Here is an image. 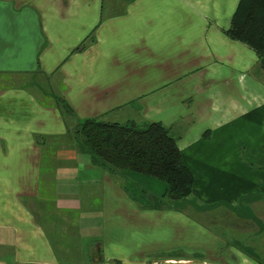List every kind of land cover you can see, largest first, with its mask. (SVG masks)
Wrapping results in <instances>:
<instances>
[{
  "label": "crops",
  "instance_id": "1",
  "mask_svg": "<svg viewBox=\"0 0 264 264\" xmlns=\"http://www.w3.org/2000/svg\"><path fill=\"white\" fill-rule=\"evenodd\" d=\"M240 1L0 0V264H161L202 237L224 249L190 216L140 207L134 174L95 165L75 132L87 119L161 123L191 201L216 190L259 208L264 58L228 35ZM74 237L80 262L59 255Z\"/></svg>",
  "mask_w": 264,
  "mask_h": 264
},
{
  "label": "trees",
  "instance_id": "2",
  "mask_svg": "<svg viewBox=\"0 0 264 264\" xmlns=\"http://www.w3.org/2000/svg\"><path fill=\"white\" fill-rule=\"evenodd\" d=\"M228 35L264 58V0H241ZM67 112L71 109L67 108ZM75 133L78 147L110 174H141L166 184L156 203L143 202L140 207L165 209L172 202H187L193 197L194 177L184 165L177 139L163 124L151 122L141 126L135 122L87 119Z\"/></svg>",
  "mask_w": 264,
  "mask_h": 264
},
{
  "label": "rangeland",
  "instance_id": "3",
  "mask_svg": "<svg viewBox=\"0 0 264 264\" xmlns=\"http://www.w3.org/2000/svg\"><path fill=\"white\" fill-rule=\"evenodd\" d=\"M17 79H15L16 84L26 83L23 79L21 82ZM9 82H12L10 78ZM122 179L125 178L122 177ZM133 179V190L128 188V191H131L134 201L138 204H142L143 202L152 204L158 200L157 198L151 199L150 197H145L147 196L144 194L145 191L148 194L152 192L163 194L166 190V184L154 177L134 174ZM213 191V198L209 202L200 203L196 199L194 201L189 199L187 202H172L170 208L162 210L177 212V216H180L179 214L190 216L191 219L200 225H204L205 229L222 239L223 242L221 244L224 246V249L216 253L209 252V248L206 246H208L207 244L210 239L208 238L207 240V237L196 238L195 244L198 245L196 247L197 254L196 252L188 253L186 252L187 250L179 247L172 252L161 255L159 258L161 264H174L169 262V260L178 259L193 260L198 264H211V261L217 264H264V203L259 208H255L254 211L252 205H245L246 208H244L242 204L231 205V203L227 204L223 200L215 202V198L227 197V195L224 192ZM233 194L235 195V193ZM252 210L255 213L254 215ZM198 232L206 234L204 230ZM74 239L75 237L69 243L71 249L74 251L59 255L70 262H80L81 259L85 258V255L75 251L78 249V246L72 241ZM227 246L238 247L241 253L235 249H226ZM179 255L182 256L179 257Z\"/></svg>",
  "mask_w": 264,
  "mask_h": 264
}]
</instances>
